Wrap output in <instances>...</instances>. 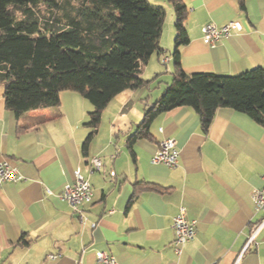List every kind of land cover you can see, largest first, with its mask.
<instances>
[{
  "label": "crops",
  "instance_id": "1",
  "mask_svg": "<svg viewBox=\"0 0 264 264\" xmlns=\"http://www.w3.org/2000/svg\"><path fill=\"white\" fill-rule=\"evenodd\" d=\"M147 1L166 13L159 40L164 54L153 53L141 66L144 87L125 90L108 103L85 151L93 110L86 99L63 91L58 107L16 118L5 109L0 86V163L8 162L22 177L0 186V264H96L99 251L116 264H236L238 258L237 264H264V225L248 243L264 218L254 197L264 178V128L219 108L204 131L191 108L178 107L156 115L147 136L128 148L172 83L174 12L166 0ZM182 2L189 38L180 49L185 74L236 76L264 68V0H243V8L239 0ZM230 21L242 30L214 47L202 42L205 24L220 28ZM162 137L177 141L175 168L151 164ZM93 158L101 160V172H90ZM77 170L92 191L90 202L81 206L84 223L59 198ZM180 208L196 227L176 255L172 220Z\"/></svg>",
  "mask_w": 264,
  "mask_h": 264
},
{
  "label": "trees",
  "instance_id": "2",
  "mask_svg": "<svg viewBox=\"0 0 264 264\" xmlns=\"http://www.w3.org/2000/svg\"><path fill=\"white\" fill-rule=\"evenodd\" d=\"M174 12L172 83L146 113L128 140L148 134L150 121L178 107L191 108L207 131L216 111L229 108L264 128V68L236 76L187 75L180 49L188 41L187 9L182 0H166ZM0 0V86L5 109L19 118L60 104V93L79 94L93 107L83 150L96 134L108 103L125 90L146 85L141 66L153 53L164 54L159 40L162 6L147 0ZM49 11L43 13L39 6ZM243 8V0H239ZM146 186V187H145ZM144 188L160 192L154 185Z\"/></svg>",
  "mask_w": 264,
  "mask_h": 264
},
{
  "label": "built area",
  "instance_id": "3",
  "mask_svg": "<svg viewBox=\"0 0 264 264\" xmlns=\"http://www.w3.org/2000/svg\"><path fill=\"white\" fill-rule=\"evenodd\" d=\"M242 30V26L239 22L230 21L226 25L218 28L213 23H207L202 27V42L207 46L214 47L216 43L222 37L231 35L232 31L239 32ZM168 58H162V63H166ZM161 132V130L159 131ZM180 151L177 141L173 138L162 137L159 142L156 151L151 157V164L164 165L168 168H175L179 162ZM90 172H101L103 165L100 159L93 158L90 160ZM111 177L114 176V172H110ZM18 170L12 167L8 162L4 161L0 163V186L6 183H16L20 181ZM50 194V192H48ZM92 197V191L90 183L82 176L77 170L74 174V180L72 183L65 184L59 194V198L65 201L72 212L76 214V217L80 223H84L85 217L81 206L89 203ZM255 210L264 214V178L262 180V186L255 194ZM264 225V218L261 222L253 227L252 234L248 240L250 243L261 227ZM94 227V224H92ZM196 221L187 220L185 211L180 208L178 214L172 220V229L174 231V252L179 255L185 244L190 242L195 235ZM240 257V256H239ZM55 255H50L49 259H55ZM96 264H116L115 259L106 252L95 253ZM239 258L235 262L237 264Z\"/></svg>",
  "mask_w": 264,
  "mask_h": 264
},
{
  "label": "rangeland",
  "instance_id": "4",
  "mask_svg": "<svg viewBox=\"0 0 264 264\" xmlns=\"http://www.w3.org/2000/svg\"><path fill=\"white\" fill-rule=\"evenodd\" d=\"M48 1H49V2H47L48 5L51 6V5H52L51 0H48ZM54 1L59 2V4H60V2H61L62 0H54ZM39 8H40V11L43 12V13H46V12L49 11V8H47L46 5L43 4V3L39 6ZM172 64H173V63H172Z\"/></svg>",
  "mask_w": 264,
  "mask_h": 264
}]
</instances>
